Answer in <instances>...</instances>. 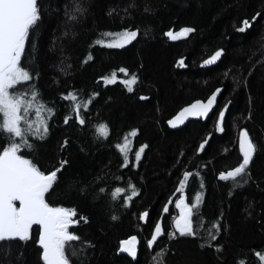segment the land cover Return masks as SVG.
<instances>
[{
  "label": "trees",
  "instance_id": "trees-1",
  "mask_svg": "<svg viewBox=\"0 0 264 264\" xmlns=\"http://www.w3.org/2000/svg\"><path fill=\"white\" fill-rule=\"evenodd\" d=\"M77 4L85 11L69 19L65 13L71 14ZM38 6L40 20L26 43L22 63L34 73L28 83L35 84L54 112L50 118L44 110L42 117L30 112L29 118L37 123L46 119L49 131L43 140L30 136L34 149L20 154L42 170L58 166L61 159L68 161L46 200L75 208L88 218L70 228L90 242H72L83 252L71 256L70 264H261L256 253L264 254V0H38ZM244 19L252 27L242 33L237 29ZM184 27L194 31L174 40L165 35ZM124 28L139 29L137 38L125 47L95 44L98 38L114 40ZM108 32L114 35H102ZM221 49V57L204 66L203 61ZM121 67L138 77L135 84L104 85L98 80L114 71L130 79L119 72ZM70 88L80 90L81 96L99 93L90 111H82L87 118L83 128L73 120L63 122L69 104L58 94ZM217 88L222 89L217 107L206 122H190L176 131L167 127L181 108L205 101ZM225 105L220 133L217 114ZM249 113L251 118L246 119ZM102 123L108 125L106 138L96 131ZM132 129H138L137 136L129 135L125 141ZM242 129L248 130L257 151L250 165L252 180L232 187L231 180L220 181L217 176L242 159L238 148ZM65 138L69 143L61 148ZM205 139V150L197 152ZM6 143L0 134V150ZM117 143L125 145L127 167L121 168ZM141 145L146 147L136 161ZM184 171L193 172L184 194L191 202L199 193L204 228L197 237L175 233L170 238L167 232L172 230L180 196L176 188ZM129 182L138 191L125 207L122 199L130 195ZM116 186L126 192L113 200ZM165 204L167 213L162 211ZM145 211L147 223L139 220ZM158 219L165 235L147 249L146 239ZM216 220L223 225L212 242L220 245L219 252L201 247L204 229ZM132 235L138 238L135 259L119 254L120 242ZM32 237L0 241L4 245L0 264H42L34 242L38 226H33ZM161 248L165 251L158 255Z\"/></svg>",
  "mask_w": 264,
  "mask_h": 264
},
{
  "label": "snow or ice",
  "instance_id": "snow-or-ice-1",
  "mask_svg": "<svg viewBox=\"0 0 264 264\" xmlns=\"http://www.w3.org/2000/svg\"><path fill=\"white\" fill-rule=\"evenodd\" d=\"M83 9L79 4L72 10V13L65 14L69 19H76L75 13H83ZM111 14V12H109ZM256 16L252 20H256ZM40 20V12L38 0H0V134H3L7 143L0 150V241H29L33 239V226H38V239L34 242L39 248V259L42 264H70V257L76 256L79 252H83V247L79 250L73 244L74 241H80L81 244H90V242L82 241V238L75 231H70L72 226L78 225L81 221L88 222V218L84 215H78L75 208L63 206H53L46 200V194L53 188L54 183L58 180L64 165L67 160L61 159L58 166L51 169L42 170L37 163L32 159L25 158L20 154L23 149L32 151L33 143L29 137L43 140L46 138L49 128L46 119H39V122L29 118L30 112H34L37 117L43 116V111L50 115L54 112V107L47 106V102L40 97L39 90L35 84H29L33 81V71L24 66L22 57L25 52L26 43L32 31L35 29ZM252 27V23L248 19L241 22V26L237 29L239 32H245L246 29ZM191 27L180 29L179 33H174L169 30L165 33L166 36L176 39L178 35H186L193 32ZM139 29L124 28L120 35L122 40L119 43L98 38L95 44L107 48H123L137 38ZM102 35H114L108 32ZM222 49L217 50L204 64L215 63L222 55ZM88 59H92L89 54ZM86 62V61H85ZM182 64L183 61L181 60ZM119 72L125 74L129 78H121L115 74V71L110 76H101L98 80L103 81L104 85L135 84L138 77L135 74L129 73L128 69L121 67ZM17 85L22 87L17 88ZM128 92H132V87H127ZM222 89H215L207 98V101L202 103L196 101L189 107L182 110V115L188 113L198 117H207L213 105L216 102L217 95ZM62 101H67L69 104L68 112L64 116V124H68L73 120L76 124L83 128L86 125V116L83 112L90 111V105L94 98L99 95L98 92L92 91L84 96H81L80 90L70 88L66 92L58 94ZM140 100H147L148 97L140 96ZM227 105L221 108L217 114L216 131L222 133L224 131L223 121ZM251 118V113L246 119ZM168 123L175 127L172 120ZM107 123L98 125L96 131L100 136L107 137ZM138 129H132L124 136H137ZM69 141L67 138L60 145L65 148ZM208 140L205 139L199 145L197 152L205 150V145ZM115 147L121 152L123 160L121 168L127 167L129 164L125 145L117 143ZM146 145H141L135 153L136 161L141 158ZM257 151L256 144L249 136L247 129H242L239 132V152L242 159L236 166L229 168L226 171H220L217 179L220 181H232V187H243L252 180L250 165L253 163L254 153ZM199 175V173H195ZM193 176V172L184 171L183 177L179 180V185L176 192L180 193L179 199L175 201V206L179 209V216L174 220L175 232L168 231L167 235L171 238L175 233L180 236L197 237L204 228L205 218L199 212L200 198L199 193L191 202H187L184 194V188L188 179ZM116 179H121L117 177ZM203 187V185H201ZM131 189L130 195L125 194L122 199V205L127 207L132 197L137 195V189L131 182L127 185ZM101 192L105 189L101 188ZM126 189L116 186L111 191L113 200H116L120 194L125 193ZM232 194L230 188L229 195ZM19 202L18 206L14 202ZM163 213L169 212L167 204L163 207ZM148 212H141L139 220L147 223ZM195 217V219H194ZM116 219L115 216L112 217ZM223 225L219 220L212 221L206 231V237L201 247L207 245L214 247L216 251H220V245L213 244L222 229ZM165 235V230L162 227L161 220H157L150 232V238L146 239L147 249H152L157 243L158 238ZM138 238L136 235L130 236L128 239L120 242V251L126 252L134 259L137 256L136 245ZM4 245H0L2 249ZM164 248L160 249L158 255L163 254ZM257 256L261 261H264V254L257 252Z\"/></svg>",
  "mask_w": 264,
  "mask_h": 264
},
{
  "label": "water",
  "instance_id": "water-1",
  "mask_svg": "<svg viewBox=\"0 0 264 264\" xmlns=\"http://www.w3.org/2000/svg\"><path fill=\"white\" fill-rule=\"evenodd\" d=\"M208 65H211V64H204V66H208ZM221 93H219L217 95V99H216V102L215 104L213 105V108L210 110L209 114L207 117H198V116H194V115H191V114H188V113H184L183 115L181 114L182 113V110L186 107H189L190 105H192L193 103L181 108L172 118H170L169 120H172L173 123L176 125L175 127H172L168 121H167V127L172 130V131H176V130H180L182 129L183 127H185L188 123L190 122H206L207 119L213 114V112L216 110V107H217V101H218V98L220 96ZM207 99L205 101H201L202 103L206 102ZM238 148H239V135H238ZM17 204H19V202H15ZM35 226V225H34ZM163 227V225H162ZM163 236L159 237L158 240H160L161 238H163ZM119 254L120 255H124V256H129L126 252H123V251H119Z\"/></svg>",
  "mask_w": 264,
  "mask_h": 264
},
{
  "label": "rangeland",
  "instance_id": "rangeland-1",
  "mask_svg": "<svg viewBox=\"0 0 264 264\" xmlns=\"http://www.w3.org/2000/svg\"><path fill=\"white\" fill-rule=\"evenodd\" d=\"M182 36H183V35H178L177 38H181ZM113 37H116V38H115L114 40H112V39L109 40V41H111V42H113V43H119V42H121V40H122V36H121L120 34L115 35V36H113ZM168 38L171 39V40H174V39H172V38H170V37H168ZM1 120H2V116H1ZM178 199H179V198H178ZM176 211H177V212H176V215L172 217V221H171V228H172L171 231H173V232H175L174 220H175L176 217L179 216V209L176 208ZM259 261H260L261 264H264V261H261V260H260V257H259Z\"/></svg>",
  "mask_w": 264,
  "mask_h": 264
}]
</instances>
